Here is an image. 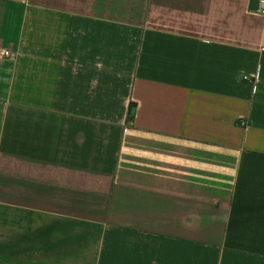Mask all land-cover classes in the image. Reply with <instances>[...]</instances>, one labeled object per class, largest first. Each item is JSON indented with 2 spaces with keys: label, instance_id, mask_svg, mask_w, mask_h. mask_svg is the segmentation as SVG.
I'll return each mask as SVG.
<instances>
[{
  "label": "crops",
  "instance_id": "crops-1",
  "mask_svg": "<svg viewBox=\"0 0 264 264\" xmlns=\"http://www.w3.org/2000/svg\"><path fill=\"white\" fill-rule=\"evenodd\" d=\"M263 4L0 0V264H264Z\"/></svg>",
  "mask_w": 264,
  "mask_h": 264
},
{
  "label": "built area",
  "instance_id": "built-area-1",
  "mask_svg": "<svg viewBox=\"0 0 264 264\" xmlns=\"http://www.w3.org/2000/svg\"><path fill=\"white\" fill-rule=\"evenodd\" d=\"M260 12H261V14L264 15V4L262 5V7H261V9H260ZM0 55L3 56V57H10V56H11V52L8 51V50H4V51H2V52L0 53Z\"/></svg>",
  "mask_w": 264,
  "mask_h": 264
},
{
  "label": "trees",
  "instance_id": "trees-1",
  "mask_svg": "<svg viewBox=\"0 0 264 264\" xmlns=\"http://www.w3.org/2000/svg\"><path fill=\"white\" fill-rule=\"evenodd\" d=\"M133 118H134V113H133L132 108H131V111L129 114V120H133Z\"/></svg>",
  "mask_w": 264,
  "mask_h": 264
}]
</instances>
